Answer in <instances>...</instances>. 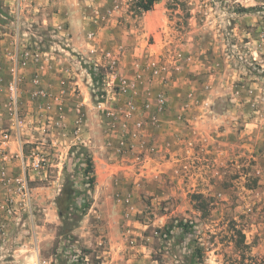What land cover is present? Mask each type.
I'll list each match as a JSON object with an SVG mask.
<instances>
[{
  "label": "rangeland",
  "instance_id": "rangeland-1",
  "mask_svg": "<svg viewBox=\"0 0 264 264\" xmlns=\"http://www.w3.org/2000/svg\"><path fill=\"white\" fill-rule=\"evenodd\" d=\"M80 1L88 2L87 14L123 49L133 48L128 57L147 86L159 82L152 91L154 105L144 108V85L137 94L134 85L127 92L114 87L104 96L103 117L91 115L89 128L98 144V127L105 126L102 142L112 141L113 148L104 145V156L91 158L90 187L84 184L86 157L77 155V148L70 152L76 146L88 152L87 144L73 146L65 123L22 116L35 107L29 94L34 87L19 84L22 133L19 121L6 115L4 132L13 133L17 145L14 155L4 149L0 158L19 156L24 176L0 181L1 236L18 239L29 213L19 206L14 179L20 177L30 209L63 206L42 264H68L64 254L74 250L88 254L90 264H264V0H158L159 20L139 10L136 0ZM4 2L1 37L13 19ZM43 27L32 30L38 37L30 35L23 52L49 49L44 40L50 33ZM17 28L14 23L13 31ZM11 62L0 57L6 73L0 108L8 112ZM156 67L159 75H153ZM166 81H173L169 91ZM97 82L91 86L93 106L103 93ZM159 93L167 101L155 121ZM129 102L135 107L130 112ZM49 103L40 106L57 107ZM32 153L44 157L45 172L23 168ZM6 205L16 213L8 214Z\"/></svg>",
  "mask_w": 264,
  "mask_h": 264
},
{
  "label": "crops",
  "instance_id": "crops-1",
  "mask_svg": "<svg viewBox=\"0 0 264 264\" xmlns=\"http://www.w3.org/2000/svg\"><path fill=\"white\" fill-rule=\"evenodd\" d=\"M4 4L13 17L9 21L12 27L8 33L4 31L1 34L3 37L0 36V45L8 46V49L0 50V57L4 58L5 62L12 61L11 65L8 64V80H11L16 64L19 84H32L34 87L29 94L35 107L27 109L25 114L21 115L48 117L53 118L49 123H65L71 136L69 141L73 146L78 143L87 144L88 153L93 160L99 154L104 156L105 152L100 151L107 149L104 145L113 148L112 141H106V144L102 142L105 138V126L98 127V130H102L101 142L98 144L96 140L93 141L89 128V117L94 115L101 119L104 113V109L91 103V86L95 84L91 72L94 64L100 62L101 53L108 50L120 55L118 69L129 85L127 91H131L130 84L133 83L136 94L139 89L144 90L142 100L148 102L150 109L154 105L152 91L156 90L159 82L153 79L151 86H147L143 71H136L132 64L134 59L128 57L129 54H135L133 48L130 51L123 49L122 44L115 41L114 35L109 34L106 27L99 26L97 17L87 14L88 2L84 4L80 0H57L55 3L53 0H5ZM147 13L158 20L161 18L158 1L154 3L153 10ZM14 23L18 32L15 29L13 31ZM42 26L50 33L48 40H44L48 41L50 50L33 48L23 52L21 47L25 46L27 38L30 35L38 37L32 30ZM21 56L25 58L24 65L20 63ZM4 73L5 71L0 69V82L6 80ZM172 84L173 81L165 82L167 91ZM142 85L144 88L141 90ZM42 102H50L51 106L57 107L44 108L45 105L40 106ZM6 115L8 111L0 108V143L6 135ZM21 129L22 126L18 128V133H22ZM39 129H42V126ZM40 139L42 140L41 137ZM114 144L116 145V142ZM16 145V137L13 133L8 134L4 147L9 156L14 155ZM7 159L8 156L6 159L0 158V181L15 175L24 176L19 156ZM60 209L57 203L44 205L38 211L31 208L22 218L18 239L2 237L0 232V264H34L41 260L42 251L48 249L54 241L53 229L57 228L59 223Z\"/></svg>",
  "mask_w": 264,
  "mask_h": 264
},
{
  "label": "built area",
  "instance_id": "built-area-1",
  "mask_svg": "<svg viewBox=\"0 0 264 264\" xmlns=\"http://www.w3.org/2000/svg\"><path fill=\"white\" fill-rule=\"evenodd\" d=\"M101 60L100 62H96L94 64L93 72L98 75L99 73V79L101 82V85L103 87V93L100 95V100L97 103V108H102L104 101L102 99L104 96H107V94L113 90L114 87L120 88L122 91H126V89L129 87V85L126 83V80L121 77L119 74V54H115L111 51H103L101 53ZM21 65H24L25 61L20 62ZM161 70L156 67L153 70V75H159ZM9 112L8 115L13 118V120L18 123L16 125V129L20 127V120H19V112H18V88H19V79L17 75V66L14 65V68L12 70L11 80L9 82ZM130 85V88L133 87ZM156 103V109L154 112L153 120L156 121V114L162 113L165 109L166 105V97L164 93H159L156 96L155 99ZM145 109L149 108V104H146L144 106ZM135 109L134 105H132L130 102L128 103V110L133 111ZM110 112H107V115H110ZM140 125V124H138ZM7 140V135L3 137V141L0 143V151H4V145ZM2 157L7 158L6 155L3 154ZM24 169H27L28 172L33 173H42L45 172V159L38 153H32L28 156V159L25 162H23ZM16 183H19L20 187L18 189V194L20 195V209L23 211L29 212L30 211V194L26 187V182L24 178H15L14 179ZM6 211L8 214H15V208L13 205H6ZM64 258L67 260L68 264H90V256L88 254L81 253L79 250H74L72 253H65ZM37 264H42L39 260Z\"/></svg>",
  "mask_w": 264,
  "mask_h": 264
},
{
  "label": "trees",
  "instance_id": "trees-1",
  "mask_svg": "<svg viewBox=\"0 0 264 264\" xmlns=\"http://www.w3.org/2000/svg\"><path fill=\"white\" fill-rule=\"evenodd\" d=\"M158 0H136V6L139 10H141L142 12H148L150 11L153 6H154V3L157 2ZM91 75L93 77V81H95L96 83H98L97 81H99V76L95 74V72H91ZM79 149V152H77V155L82 153L86 159H85V168H84V176L87 177V181L84 183L85 185H88L90 187L93 186L94 184V181H95V177H94V169H93V166H92V160H91V156L89 155V153L87 152V150L85 148H82V147H73L71 149V153L75 150V149ZM70 193L66 192V195H67V201L68 202H71V199L72 196L69 195ZM64 193L61 191V196L60 197H63ZM61 199L59 198L57 201H60ZM59 208H61V213L60 215L63 213V206H61L60 204L58 205ZM86 208H88L87 205H84L83 206V209L85 210ZM180 225L182 228L186 229L187 225L180 222Z\"/></svg>",
  "mask_w": 264,
  "mask_h": 264
}]
</instances>
